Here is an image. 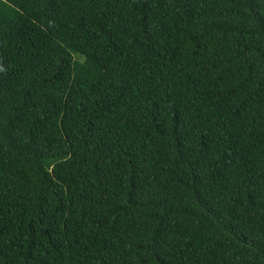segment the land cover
Returning <instances> with one entry per match:
<instances>
[{"label": "trees", "instance_id": "16d2710c", "mask_svg": "<svg viewBox=\"0 0 264 264\" xmlns=\"http://www.w3.org/2000/svg\"><path fill=\"white\" fill-rule=\"evenodd\" d=\"M0 264H264V0H0Z\"/></svg>", "mask_w": 264, "mask_h": 264}]
</instances>
